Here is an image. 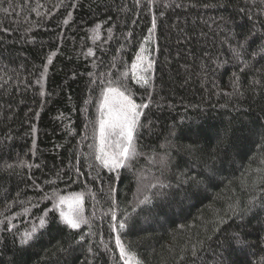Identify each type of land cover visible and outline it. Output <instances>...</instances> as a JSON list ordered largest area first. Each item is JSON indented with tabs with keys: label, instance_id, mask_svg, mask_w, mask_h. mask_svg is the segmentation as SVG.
Listing matches in <instances>:
<instances>
[{
	"label": "trees",
	"instance_id": "16d2710c",
	"mask_svg": "<svg viewBox=\"0 0 264 264\" xmlns=\"http://www.w3.org/2000/svg\"><path fill=\"white\" fill-rule=\"evenodd\" d=\"M262 50L264 0H0V264H125L117 236L129 264H264ZM124 76L148 107L117 173L95 157Z\"/></svg>",
	"mask_w": 264,
	"mask_h": 264
},
{
	"label": "snow or ice",
	"instance_id": "6c2138e0",
	"mask_svg": "<svg viewBox=\"0 0 264 264\" xmlns=\"http://www.w3.org/2000/svg\"><path fill=\"white\" fill-rule=\"evenodd\" d=\"M139 2V0H137ZM247 43V41H246ZM264 51V50H262ZM239 55V53H237ZM135 69L136 66L133 65ZM151 68V61L144 69L145 72ZM126 76L121 80H109L107 86V95L104 97L101 107L102 115L105 113L108 116L107 120L101 119L100 122V137H101V154L95 158L100 161L103 167L109 169L110 172H117L129 166L132 161L138 157V151L134 144V137L137 128L140 126V118L143 112L140 109L147 108V104H137L130 96L125 94L127 85L124 83ZM139 81H142L145 86L149 85V78L141 75ZM124 89V90H121ZM116 138L112 143L108 144L110 149L114 150L105 151L103 145ZM166 161L162 158L161 163ZM9 167H12L9 165ZM118 178V177H116ZM115 179V178H113ZM162 183H154L148 185L146 188L138 189V193L143 196L142 203H150L151 189L157 187H165ZM84 196L83 193H74L72 196H59L58 201L54 202V208L59 209V216L63 223L70 229L79 230L82 225L89 224V220L84 215ZM67 205V210L63 206ZM115 219V216H113ZM46 218H40L38 225L34 224L29 232L24 234L21 240L22 244H28L36 237L39 229L46 226ZM120 227H124L123 224ZM116 244L120 248V256L125 259V264H129L128 253H126L123 245L121 244L119 236L116 238ZM138 264V262H137Z\"/></svg>",
	"mask_w": 264,
	"mask_h": 264
},
{
	"label": "rangeland",
	"instance_id": "374dc122",
	"mask_svg": "<svg viewBox=\"0 0 264 264\" xmlns=\"http://www.w3.org/2000/svg\"><path fill=\"white\" fill-rule=\"evenodd\" d=\"M143 61H146V60L142 59V60L139 61V62H143ZM142 68H143L142 64H141V65L138 64L137 73H140V75L143 73V71H140ZM139 71H140V72H139ZM106 95H107V92H105L104 96L102 95L101 98H100V99L102 100V102H101V100H100L101 107H102V104H103L104 97H105ZM102 97H103V98H102ZM101 107H100V109H99V113H100V111H101ZM99 118H100V121H99V125H100L101 119L107 120V119H108V116H107L106 113H105L104 115H102V111H101V113L99 114ZM99 139H100V142H101L100 134H99ZM115 139H116V138H112V140L107 141V142L103 145V147H104V149H105L106 152H107V151L114 150V145H113V148L110 149V148L108 147V144H109V143H112V141L115 140ZM101 147H102V144H101ZM147 182H148V177H146V176H144V177H143V176H140V177L138 178V186H139V189H141V188H145V187L147 186ZM141 196H142V195L138 194V196H137L138 198H137V199H139ZM125 251H126V253H128L127 250H125ZM128 254H129V253H128ZM128 257H129V258H132L130 255H128ZM128 257H127V258H128ZM129 262H131V261L129 260Z\"/></svg>",
	"mask_w": 264,
	"mask_h": 264
}]
</instances>
